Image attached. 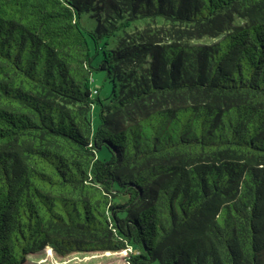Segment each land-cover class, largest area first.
<instances>
[{
	"label": "trees",
	"instance_id": "1",
	"mask_svg": "<svg viewBox=\"0 0 264 264\" xmlns=\"http://www.w3.org/2000/svg\"><path fill=\"white\" fill-rule=\"evenodd\" d=\"M48 248L264 264V0H0V264Z\"/></svg>",
	"mask_w": 264,
	"mask_h": 264
},
{
	"label": "rangeland",
	"instance_id": "2",
	"mask_svg": "<svg viewBox=\"0 0 264 264\" xmlns=\"http://www.w3.org/2000/svg\"><path fill=\"white\" fill-rule=\"evenodd\" d=\"M160 24L162 23H153L151 27L156 29L159 28ZM82 25L86 29L92 30L96 27L97 21L89 14H85L82 18ZM136 27L144 28L145 26L141 23H137ZM134 30V26L127 28V31L130 33H132ZM95 66H97V62L95 63ZM94 87L100 89L101 99L107 100L111 92L112 82L111 80L106 79L104 72L96 71L94 73ZM94 119L95 125H97V110L94 112ZM128 254V249H122L118 251L98 253L74 252L66 256H60L56 254L52 248H48L42 253L30 255L27 258L26 264H128Z\"/></svg>",
	"mask_w": 264,
	"mask_h": 264
}]
</instances>
